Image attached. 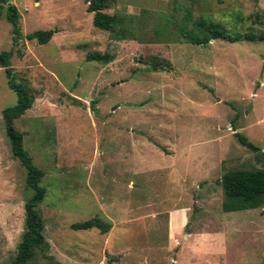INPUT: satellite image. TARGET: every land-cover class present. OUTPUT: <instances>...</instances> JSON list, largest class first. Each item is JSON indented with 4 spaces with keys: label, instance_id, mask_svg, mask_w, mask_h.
Here are the masks:
<instances>
[{
    "label": "rangeland",
    "instance_id": "374dc122",
    "mask_svg": "<svg viewBox=\"0 0 264 264\" xmlns=\"http://www.w3.org/2000/svg\"><path fill=\"white\" fill-rule=\"evenodd\" d=\"M8 2L21 37L3 7L0 52L32 97L13 127L44 190L30 264H261L264 204L222 212L218 180L264 171V0H113L104 12L122 20L119 35L93 28L84 0ZM197 17L256 40L180 42ZM37 30L52 31L47 43L25 39ZM14 103L0 68V264L32 195L1 119ZM92 217L108 230L69 228Z\"/></svg>",
    "mask_w": 264,
    "mask_h": 264
},
{
    "label": "trees",
    "instance_id": "16d2710c",
    "mask_svg": "<svg viewBox=\"0 0 264 264\" xmlns=\"http://www.w3.org/2000/svg\"><path fill=\"white\" fill-rule=\"evenodd\" d=\"M37 1V0H34ZM87 3L86 12L91 14V26L99 31L116 33L115 28L119 27L121 19L113 14H107L105 9L109 8L113 0H84ZM4 7V18L11 27L12 42H16L21 34L18 28V12L13 4L8 0H0V16ZM119 29L116 34L119 35ZM180 42L193 45H204L210 40H222L229 43L240 40L255 41L253 34H229L217 23L197 17L190 28H177ZM52 31L37 30L25 35L26 40H34L42 45L49 41ZM114 40H121V37L114 36ZM8 52H0V68L4 70L6 85L15 95L14 105L1 111V119L4 125V132L8 139L10 152L17 158L25 169V186L32 191V195L23 204V231L20 234L16 252L9 264H30L32 256L36 250L42 249L44 240L42 236L43 221L36 210L37 205L42 201L44 190L38 186L41 177L40 171L34 167L30 158L22 148V135L13 127V120L23 115L31 105L32 97L27 86L16 83L15 75L8 65ZM112 55L108 53L90 52L85 54L84 60L99 64H107L112 60ZM152 70L156 66L152 65ZM235 137L240 145L251 151H256V147L238 134ZM222 191V202L220 208L222 212H238L255 209L264 204V171L261 169L243 170L233 169L223 172L218 180ZM69 228L73 231L95 229L101 233L108 230V225L97 217L72 223ZM264 264V258L261 261Z\"/></svg>",
    "mask_w": 264,
    "mask_h": 264
}]
</instances>
